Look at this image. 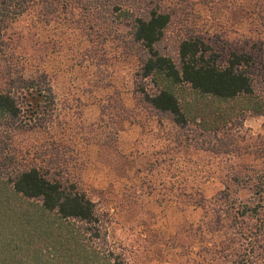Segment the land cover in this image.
Returning a JSON list of instances; mask_svg holds the SVG:
<instances>
[{
  "label": "rangeland",
  "instance_id": "374dc122",
  "mask_svg": "<svg viewBox=\"0 0 264 264\" xmlns=\"http://www.w3.org/2000/svg\"><path fill=\"white\" fill-rule=\"evenodd\" d=\"M153 1L173 14L162 53L176 57L190 37L221 60L250 53L254 92L224 99L165 76L143 79L146 53L132 40L135 14L126 7L93 29L76 13L38 7L8 23L0 91L12 77L46 74L56 95L55 106L37 107L30 106L35 91H21L22 127L9 139L16 166L76 183L96 203L103 231L86 234L77 220L16 192L1 173L0 264H233L242 243L229 238L231 213H216L228 199L240 228L259 236L254 264H263L264 200L259 207L256 181L243 178L264 174V0ZM140 83L149 92L174 91L188 124L140 103ZM141 113L152 118L144 127ZM238 172L243 178L235 182Z\"/></svg>",
  "mask_w": 264,
  "mask_h": 264
},
{
  "label": "trees",
  "instance_id": "16d2710c",
  "mask_svg": "<svg viewBox=\"0 0 264 264\" xmlns=\"http://www.w3.org/2000/svg\"><path fill=\"white\" fill-rule=\"evenodd\" d=\"M153 2V0H0V49L3 43L2 28L33 7L48 13H76L82 18L89 19L90 29L95 26L100 28L99 26L106 22V18L109 19L126 7L135 14L132 40L146 53L140 72L143 79L151 77L155 81L158 76H165L173 83H187L201 94L224 99L254 92L257 76L252 72L254 56L250 53L233 51L227 59L221 60V54L199 37L182 39L177 46L176 57L162 53L158 46L164 40L166 30L173 23V14L160 3L152 6ZM41 79L44 80V84ZM9 81L10 89L0 91V175L1 173L7 175V181L16 192L38 201L44 209L55 211L63 218L77 220L82 224L86 234L100 238L103 227L97 216L96 203L85 192L79 190L76 183L52 179L36 165L27 168L16 166L15 154L11 151L9 139L14 130L22 127L21 103L24 95L21 91H35L36 103L30 106L37 107L47 106V103L49 106H55L56 95L46 74L27 78L19 75ZM136 94L140 103L151 111L169 115L172 121L182 128L188 124L180 99L171 89L159 87L156 91L149 92L140 83ZM233 175L232 180L235 182L243 178L239 172ZM244 177L243 180L247 183L256 181L251 187L258 197L259 205L264 200L262 189L264 174L257 176L248 174ZM226 188L229 189V185H226ZM227 201V207L223 208L224 206L220 205L216 208V213L219 219L223 211L227 216L231 213L229 238L236 239L237 235L242 243L243 250L235 252L233 264H254L259 236H256L258 241L248 237L238 225L240 218L236 214L238 210L235 209L236 212L233 210L234 203L229 199ZM262 203L259 207L263 205ZM244 207L245 212H248L249 205L245 204ZM261 249L263 251L257 259L264 264V247L261 246Z\"/></svg>",
  "mask_w": 264,
  "mask_h": 264
},
{
  "label": "crops",
  "instance_id": "0c3cea01",
  "mask_svg": "<svg viewBox=\"0 0 264 264\" xmlns=\"http://www.w3.org/2000/svg\"><path fill=\"white\" fill-rule=\"evenodd\" d=\"M138 118H140V119L142 118V121H141V120H139V121H140V122H139V123H140V124H139V126H142V127H144V123H145L146 121H149V120H151V119H152V118H150V119H149V118H148V119H146V117H145V116H143V115H142V113H141V114L138 116Z\"/></svg>",
  "mask_w": 264,
  "mask_h": 264
}]
</instances>
